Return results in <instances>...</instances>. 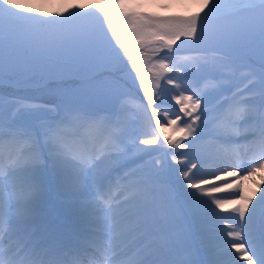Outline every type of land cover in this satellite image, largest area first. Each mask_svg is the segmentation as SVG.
Instances as JSON below:
<instances>
[{"label":"snow or ice","instance_id":"obj_1","mask_svg":"<svg viewBox=\"0 0 264 264\" xmlns=\"http://www.w3.org/2000/svg\"><path fill=\"white\" fill-rule=\"evenodd\" d=\"M73 7L102 18L61 11L41 19L49 13L0 0V89H15L0 91V264H196L184 220L211 252L208 264H264V194L253 203L238 184L264 172V0H202L179 20L136 12L128 0ZM87 17L100 28L75 23ZM182 38L198 55L176 57ZM149 46L159 56L156 87L163 80L177 90L179 111L161 109L166 125H152L157 93L144 88L133 59ZM190 67L207 75L188 83ZM131 72L147 105L125 90ZM131 106L145 116L152 109L138 133ZM165 126L189 143L166 137L176 151L154 157ZM205 143L217 145L212 159L199 150ZM243 155L254 166L240 167ZM50 172L76 213L70 228L48 210ZM233 184L237 195H214ZM226 204L236 205L231 217L217 212Z\"/></svg>","mask_w":264,"mask_h":264},{"label":"rangeland","instance_id":"obj_2","mask_svg":"<svg viewBox=\"0 0 264 264\" xmlns=\"http://www.w3.org/2000/svg\"><path fill=\"white\" fill-rule=\"evenodd\" d=\"M21 2L26 3L31 7L41 8V9H43V11L49 13L48 17H44L43 15L37 13L36 15H40L41 19L58 18V13H60L61 11L64 12L65 16L69 15L71 12L93 11V12L97 13L98 17L102 18V14L99 12V9H96L94 7L79 8V9L76 8V10H73L72 8H70L67 5H66L67 7H63V8L60 5L58 6V4L55 0H21ZM103 3H104V1H103ZM103 3L101 2L100 4H103ZM128 3L134 11L149 14V15L153 16L154 18L161 19V20H165V19L179 20V19L188 17L192 13L200 11V5L198 6V8L192 10V8H190V9L185 8L184 9L183 7H175L172 9L169 7H167V8L161 7L160 5L155 6V4H151V2L146 3L143 0H128ZM60 18H62V17H60ZM75 23L90 24V25H93L95 28L99 29L100 25H101V19H97L95 17H87L84 20H77V21H75ZM104 27L106 28L107 26L104 25ZM109 35H110V33H109ZM182 41H183V38L181 41H177L176 45L173 46V50H174V52H176L177 58L182 59L183 57L198 55V53H196L195 51H193L192 49H190L187 46L181 47ZM189 43H191V42L189 41ZM177 48H179L178 52L176 51ZM160 55H163V52H161ZM133 59L136 61L137 65L141 68L140 74L144 78V88H147L150 92L157 93L156 104L159 105L160 108L157 109V111H158L157 117L152 118V121H151L152 125L153 126L156 125L157 119L164 120L165 125H166L167 122L164 119L165 112L161 111V109L167 110L169 115L171 114L172 111H177V112L179 111L180 105L176 102V100H174L172 98L173 94L176 93L177 90L173 87V85L165 84L163 80L159 81L162 88L156 87V84H157L156 73L158 71V68L155 65L159 59V56L151 50V46L146 47V48H141V49H139V51H134L133 52ZM125 64L127 65L128 69L130 70L131 69V63L128 62L127 59H125ZM257 70H258V65H257ZM188 72H189L190 76H189V79L187 82L192 83V84H195L197 82H201L203 80L204 76L207 75L206 73H201L196 67H190L188 69ZM180 75L183 76L184 73L182 72ZM135 76H136V73L131 72V76L126 81V89L125 90L132 97L138 98L140 101L143 102L144 105H147L148 102L144 98V91L142 88H140V81L135 80V82L133 83L132 78ZM0 91H2L5 96H8L9 94L13 93L15 91V89L13 87L9 86L8 84H5L4 87L2 89H0ZM18 94H23V93H18ZM187 94H189V93L186 92L185 95H187ZM203 106L204 105H203V101H202L201 107L203 108ZM153 107H156V105H154ZM126 116H127V119L129 120V123L131 124L130 125V131L133 133H138L139 130L141 129V127L143 126V124L145 123L146 119L148 117L152 116V109L149 108L148 112H147V116H145L144 114L139 113L134 106H131L129 108V112L126 114ZM180 116H181V120L178 121L177 123L180 124L181 126H183L184 120L187 119V117H184L183 113H180ZM139 117H143V118L140 119ZM134 123L138 124L137 128L133 126ZM156 131H157V135L159 136V139L157 141V144L152 145L151 147L155 148V149H159L160 151L155 153L154 157H164V154L166 152L176 151L175 149H173L167 145V140L165 138L166 137H175V139H177V140H182V135L177 133V132H174L172 128H169L167 126H165L163 132H161L159 128H157ZM80 134L86 135L84 130H80ZM182 142L185 144L189 143L188 140H182ZM216 148H217V145H215V144L205 143V144H202L200 146L199 150L202 152V154L206 158L212 159L213 157L216 156V154H215ZM181 151H184V150L182 149ZM154 157H146L145 161L151 160ZM242 157H246V158L242 159ZM242 157H241V160H243V161L245 160L244 162H246V163L248 162L247 160H249L251 158L248 155H243ZM230 158H232V157H230ZM167 159H168L169 163L173 164L174 167L180 166V165H176L171 160L170 156H168ZM232 159L234 160V158H232ZM241 160H240V164H241ZM234 162H236V161L234 160ZM242 165H243V167H242ZM252 166H254V165H252ZM240 167L248 168V165L245 166V163H244V164H241ZM249 167H251V166L249 165ZM242 173H246V172L243 171ZM47 179H48V181L51 185V189H52V197H51V200L49 201L48 207L55 209L56 216L62 218L63 220H66L68 227H72L74 225L72 223L73 221H70L69 219L72 218L73 220L76 219V221H77V216H76L75 211L73 209L69 208L62 201V199L59 198L55 194L57 192V189H58V180H57V177L55 176V174L51 173V172L48 173ZM59 210H61L64 214L66 213V215L61 216ZM69 216H70V218H69ZM76 221H75V223H76ZM190 225L191 224H189V222H187V220H184L179 225L182 228V230L184 229L183 231L186 232V234H188L187 240H186L187 242H192L195 240L194 238H196L195 233H194V229H193L192 225L191 226ZM186 230L187 231L189 230L188 233ZM199 253H200V251H199ZM196 257H197V255H195V259H196ZM198 259H199V257H198Z\"/></svg>","mask_w":264,"mask_h":264},{"label":"bare ground","instance_id":"obj_3","mask_svg":"<svg viewBox=\"0 0 264 264\" xmlns=\"http://www.w3.org/2000/svg\"><path fill=\"white\" fill-rule=\"evenodd\" d=\"M55 1L57 2L58 6L60 5V6H62V8L69 6L73 10H76V8H74L73 5H85L86 4V5H90L91 6V5H95L97 3H101V2L103 3L104 0H55ZM143 1H145L146 3L147 2H151V4H155V6L156 5L157 6L160 5L161 7H165V8L169 7V8H172L173 9L175 7H183L184 9L185 8L186 9L192 8V10L198 8V6L200 5V3L202 2V0H143ZM139 118L142 119L143 117H139ZM133 126L137 128L138 127V124L137 123H134ZM243 158H246V157H242V159ZM244 161L241 160V164H244L245 163V166L248 165V167H249L248 162L246 163ZM228 163H234V160L232 158H230V156L228 157ZM212 166L213 165H206L205 172L211 171L212 170ZM218 166L222 168L223 167V164L220 163ZM250 166H252V165H250ZM242 167H243V165H242ZM229 170L230 171L235 170L237 172V174L239 176H241V177L244 176V175H246V173H242L243 171H240L239 168H237V169L229 168ZM262 178H264V172H257L254 176L250 177L248 180H240L238 182V184L240 186H242L241 187L242 193L246 197L251 198L253 200V203H255V201L259 199V197H260L261 194H264V179H262ZM224 179L225 180H234L235 177H224ZM212 183H222V181H212ZM235 187H237L236 184H233L232 187H225L222 192H220V193H214V195H217V196L237 195L233 191V189ZM235 206L236 205L226 204L224 210L217 209V212H219V214L221 216H223V217H231L232 215H234V213H232L231 209L233 207H235ZM249 207H251V205ZM48 210L51 212V214H52V216H53V218L55 220H57L59 223H62L65 227H68L66 220H63L62 218L56 216L55 209H52V208H49L48 207ZM228 222L229 221L226 219L222 223L223 224H227ZM68 228H70V227H68ZM179 228H180V230H182V228L180 226H179ZM227 230L228 229H225V231H227ZM188 231H187V233H188ZM194 233H195V236H196V238H194L195 240L192 241V242H187L186 241V247L189 250L190 258L194 262H196V264H208V262L212 259L211 252L209 250H206L205 244L202 242L199 234L196 233L195 230H194ZM199 251H200V253H199ZM195 255H197L196 259H195ZM198 257H199V259H198ZM241 264H243V261L241 262Z\"/></svg>","mask_w":264,"mask_h":264}]
</instances>
